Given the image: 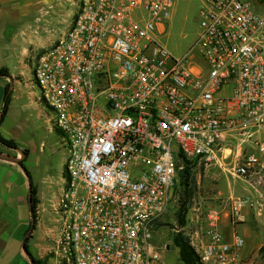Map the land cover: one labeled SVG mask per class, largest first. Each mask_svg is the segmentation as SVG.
<instances>
[{"label":"built area","instance_id":"built-area-1","mask_svg":"<svg viewBox=\"0 0 264 264\" xmlns=\"http://www.w3.org/2000/svg\"><path fill=\"white\" fill-rule=\"evenodd\" d=\"M74 4L31 70L65 151L48 254L53 264H156L152 234L183 168L209 175L230 139L261 133L229 173L246 180L264 154V13L250 0H200L198 37L175 57L157 39L173 0ZM228 204L242 222L246 200ZM205 219L206 241L190 240L199 262L246 264L243 238L225 240L212 207Z\"/></svg>","mask_w":264,"mask_h":264},{"label":"rangeland","instance_id":"rangeland-1","mask_svg":"<svg viewBox=\"0 0 264 264\" xmlns=\"http://www.w3.org/2000/svg\"><path fill=\"white\" fill-rule=\"evenodd\" d=\"M66 1L67 4H65ZM250 1L253 10L264 13V0ZM29 2H32L34 6L25 10L24 15H21L17 9L10 13V17H6V14H0V69L6 68V74L0 75V114L6 85L10 95L7 112L0 122V133L4 138L14 140L18 146H24L30 150L31 156L33 158L38 157L40 162L47 158L48 173L56 177L59 171L64 170L62 159L65 151L62 145V135L56 130L52 133L47 132L50 128V123L47 120L52 114L44 104L38 101L40 93L29 73L34 65L36 54L42 48L48 47L66 31L75 10V0H65V2L64 0H39L41 4L35 0ZM35 3L39 5H35ZM10 5L11 3L8 2L2 3L1 8L7 10L10 9ZM199 7L200 0H173L169 18L162 31L157 35L158 41L173 56H182L196 41L200 32ZM65 8L66 10H64ZM45 37H52L53 40H50L44 47L33 46V43H38ZM20 72H25V75H17ZM8 75L12 76L11 81L4 77ZM15 77L18 80L14 79ZM29 79L32 82H29ZM261 136V133H257L252 134L248 142L237 141L240 137L232 139L231 142L232 144L236 142L239 144V152L242 157H245L252 153V143ZM40 141L44 143V153L41 155L38 147ZM0 151L16 154L15 149H8L1 145ZM24 165L26 166V164ZM237 179L239 178H231L227 175L221 179L220 185L222 189L228 187L247 189V186L239 183ZM191 181L194 189L190 199H188L191 205L188 212L185 213L186 225L179 227L176 220L178 199L183 195L178 179L172 202L160 224L157 225L156 231L152 234L151 241L160 255L156 264H181L177 249L172 245V235L176 232H182L186 235L188 227L191 225L190 219L195 214L201 213L203 203L213 199L216 178L204 177L202 174L198 177L195 172H192ZM52 191H56L55 187ZM44 262L46 264V260Z\"/></svg>","mask_w":264,"mask_h":264},{"label":"crops","instance_id":"crops-1","mask_svg":"<svg viewBox=\"0 0 264 264\" xmlns=\"http://www.w3.org/2000/svg\"><path fill=\"white\" fill-rule=\"evenodd\" d=\"M29 1L24 0L22 4L23 0H0V14H6V17H10V13L17 9L21 12V15H24L25 10L34 6ZM7 2L11 3L10 7L8 6L10 9L1 8L2 3ZM35 2L41 4L39 0H35ZM65 4H67V1ZM35 5L39 4L35 3ZM50 40H53L52 37H45L38 43H33V46L37 48L44 47ZM31 70L30 76H32ZM17 75L23 76L25 72H20ZM4 77L9 78L11 81L12 76ZM14 79L18 80L16 77ZM29 82H32V80L29 79ZM38 101L42 103L40 98ZM47 132L52 133L55 130L50 125ZM1 136L4 137L2 134ZM231 140L223 148L222 156L219 160V165L223 166V168L213 167L210 174L204 176L216 178L214 184L216 189L213 192L212 201L203 203L201 213L195 214L190 219L191 225L188 227L187 235L192 242L206 241L208 223L205 219V210L212 207L216 211V229L223 238L229 240L233 233H237L243 238L244 246L241 250L243 261L246 264H263L259 250L264 247V154L257 155L258 163L254 167V172L246 180L237 179L239 183L246 185L247 189H233L232 187L222 189L220 185L221 179L227 175L234 178L235 176L229 173L234 163L242 158L239 152L240 146L237 142L232 144ZM15 144L16 154H11L8 151L4 153L19 158L23 168L29 173L30 179L23 173L19 165L0 159V264H31L22 249L23 238L30 227L28 180H31L36 188L38 203L36 205L34 229L31 230L25 239L26 250L31 258L46 260V264H53V259L48 254L47 247L54 239L57 230L59 215L56 209L63 181L62 172L59 171L56 177L52 176L48 173L47 158L40 162L38 157L33 158L31 156L30 150L24 146H18L17 143ZM38 147L40 155L41 153L43 154V141L39 142ZM23 150L27 151V155L23 154ZM252 153H254V146ZM63 163L64 157L62 159ZM260 167L263 168L260 169ZM53 187L56 189L55 192L52 191ZM233 197L246 200V206L242 210L243 221L239 223H233L229 219L228 201Z\"/></svg>","mask_w":264,"mask_h":264},{"label":"trees","instance_id":"trees-1","mask_svg":"<svg viewBox=\"0 0 264 264\" xmlns=\"http://www.w3.org/2000/svg\"><path fill=\"white\" fill-rule=\"evenodd\" d=\"M2 74H6V68L0 69V75ZM9 99H10V95L8 93V86L6 85L4 88V94H3V103H2V109H1V114H0V122L2 121L3 117L5 116L7 112V106L9 103ZM0 145L6 148L16 149V144L14 143V141L2 137L1 134H0ZM22 152L24 155H27L26 150H23ZM19 163L23 167L22 162L20 161ZM191 175H192V172L187 166L183 168L182 172L179 175V184L181 185V188L183 191V195L179 197L178 199V207L176 211V220L178 222L179 227H184L186 225L187 220H186L185 213L188 212L190 205H191V203L188 201L194 189L191 183L192 182ZM26 176L29 177V173L27 171H26ZM30 184H31V197H30L31 211L34 217V225H35L36 205L38 203V199L36 196V188L32 184L31 180H30ZM33 229L34 227L32 228V230ZM172 245L177 249L178 258L181 264H201L198 260V256L194 248L190 244V240L187 235H184L182 232L174 233L172 235ZM24 246H25V249H27L26 243ZM259 253L261 254V257L263 259V264H264V247H262L259 250ZM31 259L33 261V264H45L43 260L35 259L33 257Z\"/></svg>","mask_w":264,"mask_h":264},{"label":"water","instance_id":"water-1","mask_svg":"<svg viewBox=\"0 0 264 264\" xmlns=\"http://www.w3.org/2000/svg\"><path fill=\"white\" fill-rule=\"evenodd\" d=\"M0 159L5 160V161H10V162H13V163L19 165V167L21 168L23 173L26 175L25 169L19 163L20 162L19 158L15 157V156H12V155H10L8 153H4V152L0 151ZM30 197H31V184H30V181L28 180V207H29V214H30V227L26 231L25 236L23 238L22 249L25 252V254L28 256L30 263L33 264V261L31 259L30 255L27 253V250L25 249V246H24L26 237L31 232L32 228L34 227V217H33L32 211H31Z\"/></svg>","mask_w":264,"mask_h":264}]
</instances>
